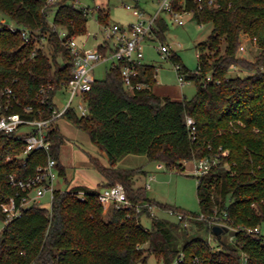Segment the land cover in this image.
I'll return each instance as SVG.
<instances>
[{"label": "trees", "instance_id": "obj_1", "mask_svg": "<svg viewBox=\"0 0 264 264\" xmlns=\"http://www.w3.org/2000/svg\"><path fill=\"white\" fill-rule=\"evenodd\" d=\"M75 1L0 0V13L29 31L25 41L19 29L13 31L7 21H0V91L11 87L22 105H31L26 116H48L53 93L73 75L74 54L66 41L85 34L88 20V11ZM172 6L213 26L197 43L194 71L177 54L168 56L181 65L186 80L195 81L194 95L174 99L156 94L157 68L143 61L133 80L145 86L130 90L120 71L124 61L110 65L85 93L87 113L69 108L63 115L106 153L108 165L90 158L104 181L100 188H56L50 207L33 204L12 219L0 231V264H137L150 254L164 264H264V234L243 228L264 223V0H174ZM96 12L100 24L109 23V8L98 6ZM166 29V20L158 16L152 36L162 41ZM59 30L65 31L63 37ZM241 34L260 47L252 60L237 53ZM98 49L112 47L99 44ZM234 67L246 73L228 76ZM47 83L54 89L44 103L39 89ZM16 109L22 112L21 106ZM187 115L194 119V130L186 123ZM47 136L49 155L64 175L59 154L66 136L57 122L49 125ZM23 144L21 136L0 140V202L17 191L8 180L10 173L25 177L47 161L42 150L19 158ZM127 153L145 154L149 161L180 171L187 160L215 158L197 183L200 211H182L151 198L145 184L136 183L137 175L146 172L142 166H117ZM116 183L134 204L173 209L182 218L154 216L146 205L139 211L112 205L105 216L97 194ZM223 212L229 229L217 235L209 218ZM142 215L150 217V227H144Z\"/></svg>", "mask_w": 264, "mask_h": 264}, {"label": "built area", "instance_id": "obj_2", "mask_svg": "<svg viewBox=\"0 0 264 264\" xmlns=\"http://www.w3.org/2000/svg\"><path fill=\"white\" fill-rule=\"evenodd\" d=\"M55 1L47 0V3H54ZM173 1L158 0L157 10L155 13L149 15L138 8H131V6L126 5L136 17L134 22L129 25H121L119 23L103 24L100 29L104 38L101 44H110L112 50L102 52L98 49V46L95 48L84 47L87 37L91 35L90 33H87L85 39L80 43H77L76 35H72L67 39V46L74 54L75 65L73 75L68 81L62 82L59 89L53 93L50 99L51 112L48 116L30 117L24 115L23 113H28L32 110V106L22 105L11 87H5L0 91V140L2 137L10 135L23 137L24 144L22 151L18 154L19 158L36 150H42L48 154L47 161L44 164L38 165L33 174L25 177H18L15 173L8 175L10 184L17 187V191L14 195L0 202V231L7 223L20 216L31 205L42 204L41 199L45 195H48L52 201L54 190L57 188L55 182L59 172L56 168V160L49 155L51 142L47 136L48 127L52 122H57L58 118L63 117L69 108H74L79 115L87 113L88 107L85 93L91 89L95 79L93 69L96 64L102 61H110L111 65H113L119 61H124L120 68L124 86L130 90L140 89L145 86L144 83L134 81L133 78L138 72L137 65L143 61L144 41L153 35L152 31L156 18L160 13H164L178 24H182L184 19L181 14L191 13L189 10L182 12L174 10L172 6ZM211 2L212 0H209V3ZM84 8V12H87L88 9ZM8 27L13 31L19 29L24 40H28L29 31L26 28L19 27L13 23L8 24ZM58 33L60 37L65 35L64 30H59ZM155 49L162 57H166L170 53L169 47L163 41H159ZM173 67L178 83L183 85L186 77L181 65L174 63ZM52 89H54L52 83L41 85L39 89L41 102L45 103L47 101L46 97ZM59 91H63L64 101L57 97ZM17 106H21L22 112L16 109ZM186 123L191 130L195 129V122L191 116H186ZM9 158L10 156L7 157V159ZM213 162H215V158L203 157L194 159L192 174L195 175L197 183L200 176L209 171ZM145 186L149 188V181L145 183ZM82 194L81 192V197ZM97 197L102 204L110 203L117 208L135 207L139 211L146 205L152 215H154L153 209L156 207L152 204H134L127 197L125 189L120 183L102 187L98 191ZM165 211L176 219H181L183 216L182 213L173 209ZM201 217H204V215L201 214ZM225 219H227V214L223 212L220 215H211L209 222L212 225L227 226ZM227 227L229 228V226ZM243 228L246 232L253 235L256 233L264 234L261 225ZM208 241H213L211 234L208 236Z\"/></svg>", "mask_w": 264, "mask_h": 264}, {"label": "rangeland", "instance_id": "obj_3", "mask_svg": "<svg viewBox=\"0 0 264 264\" xmlns=\"http://www.w3.org/2000/svg\"><path fill=\"white\" fill-rule=\"evenodd\" d=\"M138 8L145 14H153L157 10L158 0H76L75 6L86 7L87 24L86 33L77 35L76 41L80 43L85 39L87 33H90V38L87 40L86 47L95 48L97 43L104 40L100 31L102 24L97 20L96 9L98 6L109 8V23L128 24L135 21L136 17L132 14V10L127 8ZM55 8L49 14L52 19ZM184 22L178 24L169 16L160 13L167 23V29L163 37V43L169 47L170 53L166 57H162L155 49L159 43V39L151 36L150 39L144 41L143 52L144 59L148 63H153L157 68L156 83L157 86L170 89L180 93L182 96L190 98L196 91L195 81L193 79L185 80L183 85H178V79L174 70V62L168 57L175 53L180 58L181 62L190 70L194 71L198 65L200 50L197 43L206 39L212 31V23H198L190 13L181 14ZM159 19V18H158ZM12 22L5 15L0 13V21ZM260 52V47L251 40L246 34H241V43L238 49V55L246 57L249 60L254 59ZM110 61H102L96 64L93 69L95 79H102L105 76L106 70L110 67ZM236 73L244 75L246 70H238L232 68L227 73L228 76H234ZM57 97L65 100L63 91L57 93ZM57 99V98H56ZM60 130L65 134L66 140L62 145L59 154L60 163L64 166L65 174H58L55 185L57 188H70L74 185L86 186L90 188H100L102 183V175L96 169L91 161V157L96 158L103 164L108 163L105 152L98 149V146L90 140L88 134L74 126L65 117L57 119ZM225 153L228 150L224 151ZM194 160L184 162V169L167 168L163 163L149 161L145 154L127 153L118 161L117 166L123 168H132L142 166L146 171L136 177L137 184H145L149 181L150 186L147 188L148 195L154 200L171 205L182 211L199 212L200 205L197 197V179L192 174ZM151 177L149 178V176ZM42 205L50 207L51 200L48 195L41 199ZM112 206L110 203L103 204L104 215ZM154 216L175 219L164 209L154 207ZM141 222L144 227H150V217L142 215ZM264 231V223L261 225ZM190 230L193 226L189 225ZM228 231V230H227ZM230 235V234H229ZM231 236H229L230 238ZM137 264H164L162 260L154 254H150L145 263ZM170 264H177L173 261Z\"/></svg>", "mask_w": 264, "mask_h": 264}, {"label": "crops", "instance_id": "obj_4", "mask_svg": "<svg viewBox=\"0 0 264 264\" xmlns=\"http://www.w3.org/2000/svg\"><path fill=\"white\" fill-rule=\"evenodd\" d=\"M100 7H102V6H100ZM191 14V13H190ZM192 15V14H191ZM165 16H168L167 14H165ZM132 22H134V21H132ZM131 22V23H132ZM115 23V22H114ZM119 24H121V25H129L130 23H128V24H122V23H119ZM88 38H90V35L87 37V39H86V41H85V44H84V47H86V44H87V40H88ZM148 39H150V37L148 38ZM103 41H101V42H99V43H97V45L95 46V47H97L99 44H101ZM90 48H92V47H90ZM143 62H146L145 61V59L143 58ZM178 85H180L179 83H178ZM181 86V85H180ZM153 91L156 93V94H159V95H168V96H170V97H172V98H174V99H180V98H182L183 96L180 94V93H178V92H174V91H172V90H170V89H167V88H164V87H160V86H157L155 89L153 88ZM58 124V123H57ZM59 126V125H58ZM60 128V127H59ZM62 132V131H61ZM63 133V132H62ZM65 135V134H64ZM104 165H108V163L107 164H104ZM104 180H103V178H102V182H103Z\"/></svg>", "mask_w": 264, "mask_h": 264}, {"label": "water", "instance_id": "obj_5", "mask_svg": "<svg viewBox=\"0 0 264 264\" xmlns=\"http://www.w3.org/2000/svg\"><path fill=\"white\" fill-rule=\"evenodd\" d=\"M229 228L227 226H221L218 224H215L212 226V230L215 234H220V233H224L228 230Z\"/></svg>", "mask_w": 264, "mask_h": 264}]
</instances>
